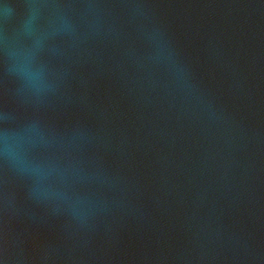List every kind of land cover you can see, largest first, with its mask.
Listing matches in <instances>:
<instances>
[{
	"label": "water",
	"instance_id": "obj_1",
	"mask_svg": "<svg viewBox=\"0 0 264 264\" xmlns=\"http://www.w3.org/2000/svg\"><path fill=\"white\" fill-rule=\"evenodd\" d=\"M0 264H264V0H0Z\"/></svg>",
	"mask_w": 264,
	"mask_h": 264
}]
</instances>
